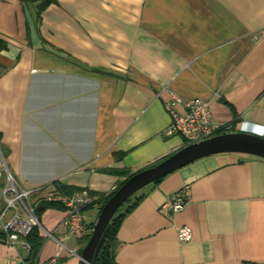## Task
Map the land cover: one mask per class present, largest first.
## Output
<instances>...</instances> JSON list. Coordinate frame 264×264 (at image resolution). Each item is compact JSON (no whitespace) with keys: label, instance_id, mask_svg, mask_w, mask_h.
I'll return each instance as SVG.
<instances>
[{"label":"crops","instance_id":"0c3cea01","mask_svg":"<svg viewBox=\"0 0 264 264\" xmlns=\"http://www.w3.org/2000/svg\"><path fill=\"white\" fill-rule=\"evenodd\" d=\"M0 37V143L26 189L108 194L184 147L167 133L171 91L210 101L223 133L264 130V0H58L39 20L0 0ZM160 179L123 207L117 264H264V158L210 155ZM187 184L185 207L161 214ZM100 211L85 212L89 224ZM65 217L42 214L39 264H81ZM0 264H17L1 241Z\"/></svg>","mask_w":264,"mask_h":264},{"label":"built area","instance_id":"2783aa9c","mask_svg":"<svg viewBox=\"0 0 264 264\" xmlns=\"http://www.w3.org/2000/svg\"><path fill=\"white\" fill-rule=\"evenodd\" d=\"M170 94L171 98L165 102V110L170 117L168 134L182 135L185 145L219 134L223 126L216 121L210 101L201 98L184 100L173 91ZM253 131L264 137V130ZM1 157L3 168L0 171V232L5 238L0 241L16 251L17 264H27L25 256L30 245L26 237L34 226L41 227L35 211L42 201L59 203L65 207L66 217L63 224L69 238L82 239L92 232L93 228L83 212V208L95 199L88 192L66 194L56 189L51 190L50 187L26 189L8 169L3 155ZM190 197L191 187L187 184L163 203L159 211L166 216L174 215L185 207ZM177 234L180 242H189L193 238V229L183 225L178 227ZM48 235L54 237L51 232ZM19 249L25 254H21ZM56 261L53 258L49 263Z\"/></svg>","mask_w":264,"mask_h":264},{"label":"water","instance_id":"95a60500","mask_svg":"<svg viewBox=\"0 0 264 264\" xmlns=\"http://www.w3.org/2000/svg\"><path fill=\"white\" fill-rule=\"evenodd\" d=\"M222 153H244L264 158V137L252 132L219 133L190 143L161 162L134 172L101 209L91 236L80 253L81 264H97V257L120 208L142 188L198 159Z\"/></svg>","mask_w":264,"mask_h":264},{"label":"trees","instance_id":"16d2710c","mask_svg":"<svg viewBox=\"0 0 264 264\" xmlns=\"http://www.w3.org/2000/svg\"><path fill=\"white\" fill-rule=\"evenodd\" d=\"M22 2L26 6H31L33 5L36 8V18L37 20L41 19V14L44 11L45 8L50 6L51 4L58 3V0H22ZM8 48V41L2 37H0V51L5 50ZM225 131L224 128L219 131V133H223ZM0 150L2 152V155L4 159L7 158L8 156V151L7 149L0 143ZM131 173H128L126 175V178L121 181L118 186L112 190L108 194H103V193H96V192H90L89 194L92 197H97L95 198L90 204L85 206L83 208V212H86L88 209L92 208L94 205L98 204L100 206V210L103 208L105 203L109 200V198L121 187V185L131 176ZM161 179L157 180L159 182ZM54 186L56 187L57 190L66 193V194H71L74 192H79L82 191L81 188H72V187H65L60 185L58 182L53 183ZM140 198V197H139ZM135 199L134 203L136 204L138 199ZM132 201V197L127 200L126 203L120 208V210L117 212V214L113 217L111 223H110V232L107 237L106 242L103 244L102 248L99 251L98 257H97V264H117L115 260V252H116V247H117V229L122 223L125 213L129 210L122 211L123 207L130 203ZM133 204V205H135ZM47 208H58L62 209L65 211V207L59 203L55 202H46L42 201L38 204L36 208V215L38 216L39 220H42V214ZM95 223L90 224V227L93 228ZM92 233V232H91ZM91 233L87 234L85 237L81 239L82 243L85 244L89 240ZM5 238V235L0 232V240H3ZM26 241L30 245V250L28 251L27 255L25 256V262L27 264H39V256L42 251L43 245H44V237L40 233V227L39 226H34L29 233V235L26 237ZM83 246V247H84ZM83 249V248H82ZM82 249L80 250V253L82 252ZM64 261V258H59L55 263H47V264H61Z\"/></svg>","mask_w":264,"mask_h":264},{"label":"rangeland","instance_id":"374dc122","mask_svg":"<svg viewBox=\"0 0 264 264\" xmlns=\"http://www.w3.org/2000/svg\"><path fill=\"white\" fill-rule=\"evenodd\" d=\"M30 7H31V9H33V11H34V17H36V8H35L33 5H31ZM36 19H37V18H36ZM2 168H3V166H1L0 169H2Z\"/></svg>","mask_w":264,"mask_h":264},{"label":"clouds","instance_id":"9594fccd","mask_svg":"<svg viewBox=\"0 0 264 264\" xmlns=\"http://www.w3.org/2000/svg\"><path fill=\"white\" fill-rule=\"evenodd\" d=\"M255 130V129H254ZM252 133H255V134H257L255 131H252ZM257 135H259V134H257ZM261 136V135H260Z\"/></svg>","mask_w":264,"mask_h":264}]
</instances>
